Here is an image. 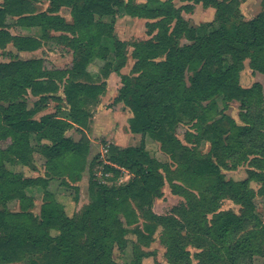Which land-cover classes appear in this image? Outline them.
<instances>
[{"label":"trees","instance_id":"trees-1","mask_svg":"<svg viewBox=\"0 0 264 264\" xmlns=\"http://www.w3.org/2000/svg\"><path fill=\"white\" fill-rule=\"evenodd\" d=\"M45 1L49 8L37 12V0H0V53L9 45L16 50L8 62H0V264L27 258L28 264H39L34 256L41 264H117L114 252L126 249L130 231L139 243L133 246L131 264H142L150 254L141 246L155 241L156 230L168 264H254L255 255L264 264V226L254 212L249 178L236 182L222 172L223 157L253 155L254 167L264 164L260 86L245 88L239 81L246 59L252 71L264 75V9L228 30L224 25L236 14L237 0H190L214 9L220 24L200 35L172 0H146L143 5L135 0ZM61 8L70 10L71 22L59 14ZM118 10L147 20L149 39L133 44L116 39ZM15 25L38 28L40 35H12L9 30ZM104 39L113 46H104ZM182 39L188 43L181 45ZM47 41L65 45L73 56L71 64L47 68L43 58L17 57ZM128 57L133 61L130 74H121ZM96 61L101 62L98 73L90 74L87 67ZM112 73L120 77L121 87L111 105L129 109V132L158 143L169 164L151 157L143 142L139 147L109 145L103 174H112L111 184L92 177V202L68 216L47 184L60 180L75 191L78 202L77 183L92 167L85 131ZM29 96L35 99L31 104ZM217 98L225 105L239 103L243 126L223 128V119H215ZM50 100L58 103L54 112L37 118ZM63 104L67 118L59 116ZM181 124L190 126L182 140L177 135ZM72 130L81 135L77 142L66 135ZM202 142L210 144L206 155L199 152ZM35 153L45 159L42 177L7 168L10 164L35 171L30 163ZM160 170L171 193L184 199L175 215L151 211L164 182ZM124 172L131 177L117 186ZM249 173L251 179L256 176ZM35 187L44 189L38 216L28 196ZM224 200L239 206L240 213L221 211ZM12 202L18 210L8 209ZM139 215L150 224L142 232L129 230Z\"/></svg>","mask_w":264,"mask_h":264},{"label":"rangeland","instance_id":"rangeland-1","mask_svg":"<svg viewBox=\"0 0 264 264\" xmlns=\"http://www.w3.org/2000/svg\"><path fill=\"white\" fill-rule=\"evenodd\" d=\"M164 2L165 0H159ZM227 1V0H220ZM237 12L232 18L225 23V27L228 30H233L239 22H248L254 19L257 15H259L264 6L262 4V0H237ZM146 0H135L136 4H145ZM1 4V2H0ZM173 7L179 10L181 17L187 21L189 26L197 29L200 35H204L215 28H217L220 24L216 20V11L212 8H203L201 4H194L190 0H172ZM36 11L43 12L49 8V2L45 0H37L35 3ZM119 14L116 17V23L114 26V37L120 41H125L128 44H133L135 42L145 41L149 39L147 35V29L145 24L148 22L144 19H136L130 18L124 15L123 10H118ZM59 14L67 19L68 22H71L70 18V10L68 8H61L59 10ZM109 20V19H104ZM7 23L12 24L11 19H7ZM203 28V29H202ZM14 34H22L20 29L12 28ZM40 31L34 30L32 33L27 32L23 36H31V37H39ZM188 42L184 39L180 40V44H187ZM102 44L107 47L113 46L112 40L104 39ZM13 50V48L9 45L4 52L0 53V62H8L11 58V54L9 51ZM128 53L131 54L132 48L129 47ZM38 54L31 55H18L19 59H28L35 57H42L45 59L47 66H52L56 68L66 67L71 64L73 59L71 51L62 44H58L53 41H47L44 43V46L38 50ZM130 57H128L129 59ZM99 66L101 62H98ZM133 63H128L125 68L122 70L124 74H130V70ZM98 65L90 66L89 69L91 72H96L98 70ZM243 70L240 73V84L245 88H249L254 84H258L260 86V99H261V111L264 112V75L254 72L249 67V60L246 59L243 62ZM119 77V76H118ZM119 82V83H118ZM113 86V84H112ZM121 87L120 77L119 80H116L114 85L115 93L106 94L104 100L99 102L98 105L95 106L92 117L89 120L88 127L85 131L86 136H93L92 143L90 142L89 146V154L88 161L92 163V167L85 171L80 182L77 183L78 186V202H74L75 191L73 189L65 188L60 184V180H49L47 184L46 190L51 194H54L58 201L63 204L65 207L66 214L68 216H72L76 212H79L84 206L88 205L92 202V194L89 191V185L92 181V177L95 178V181L102 185H110V179H113L111 173L103 174V166L108 164L107 160V152L105 151L109 144L105 140V135L108 131H127L129 127V119L132 117L131 112L126 107H123L121 104L112 106V101L118 94V90ZM113 90V91H115ZM35 99L29 96V103L31 104ZM58 103L50 100L46 109L37 115V118L43 115L51 114L54 112L55 107ZM62 104V103H61ZM215 105L217 107V114L215 115V119L222 118L223 119V128L228 129L231 127V124L234 123L235 126L241 127L243 126V121L241 118V114L243 109H241L238 102H230L228 104H224L220 99L215 100ZM61 111L59 116L62 118L68 117V108L63 104L60 105ZM117 112V113H116ZM116 113L118 118L114 119L113 115ZM129 114V115H128ZM93 118V120H92ZM94 122V127L92 124ZM111 123V125L109 124ZM190 129V126L181 124L177 128V135L180 140L183 138V134L186 130ZM264 132V130H263ZM69 138H71L74 142H77L80 139V133L78 131L72 130L66 134ZM89 139V138H88ZM90 141V140H89ZM141 142L144 144V149L147 150L151 157L155 158L161 164H169V158L165 155L159 147V144L152 141L148 136L144 137L143 141L140 135H137L136 141L131 140L128 143V146H141ZM92 144V145H91ZM5 145V144H4ZM34 145V143H33ZM118 147V146H117ZM119 148V147H118ZM127 148V147H126ZM210 150V144L207 142H202L199 146V152L201 155H206ZM236 152V151H235ZM254 160L253 155H242L239 154L236 156L235 160H231L228 157H223V169L222 172L225 175L226 179H230L233 181H242L249 178V187L254 191V198L252 200L254 205V212L257 218L261 221L264 226V164L262 163V167L257 168L252 165V161ZM44 162L45 159L35 153L30 160V163L35 167V171H30L27 168H21L18 166L7 165V168L14 173L23 172L27 177H42L44 175ZM175 168V167H174ZM254 172L256 174L255 177L251 179L250 173ZM162 178L164 179V173L160 170ZM130 174L124 172L123 176L120 177L118 181H116V185L120 186L125 184L129 178ZM188 188V187H186ZM161 195L159 197H154L151 202V211L160 216L173 215L174 210L179 208L182 204H184V199L180 196H175L171 193L170 187L166 179H164L163 186L160 189ZM43 195L44 189L41 187H35L28 190V196H31L34 201V205L32 207V213L36 216L40 213V208L43 203ZM8 209L11 211L18 210V205L16 202H12L8 204ZM134 207V206H133ZM221 211H229L236 215L240 213V207L233 204L230 200H224L220 203ZM175 215V214H174ZM210 218V217H209ZM150 223L148 220L144 219L141 215H139L138 224L132 225L129 227V230H133L137 228L142 232L146 225ZM142 229V230H141ZM157 232V233H156ZM153 234L155 241L151 243L147 248L141 246V250L143 252H148L150 255L142 260V264H168L164 254L165 248L160 243L157 238L159 230H156ZM127 246L123 252L115 250L114 259L117 264H131L133 260L132 249L134 245L139 244L137 242V237L132 231L127 235ZM191 253L195 252L194 249H190ZM33 259L41 264V260L39 256H34ZM29 258L23 260L18 264H28ZM254 264H262V258L259 255H255L253 257ZM193 264H196V261H193Z\"/></svg>","mask_w":264,"mask_h":264},{"label":"crops","instance_id":"crops-1","mask_svg":"<svg viewBox=\"0 0 264 264\" xmlns=\"http://www.w3.org/2000/svg\"><path fill=\"white\" fill-rule=\"evenodd\" d=\"M9 19V18H8ZM66 21L68 22V20L66 19ZM12 28H16V29H20L21 31H22V34H20V35H25V33H27V32H33L34 30H39L38 28H29V27H22V26H17V25H15V26H12L11 28H10V30H9V32L12 34V35H16V34H14V32L12 31ZM18 35V34H17ZM12 47V46H11ZM41 49V48H40ZM40 49H38V50H40ZM38 50H36V51H33V52H19L18 54H17V56L18 55H31V54H38L39 52H38ZM10 53H12L13 55L14 54H16V50L13 48V50H10L9 51ZM35 58H42V57H35ZM35 58H28V59H23V60H29V59H35ZM44 65L47 67V68H51L52 66H47V64H46V61H45V59H44ZM98 63V61H96V62H93L92 64H90L88 67H87V72H89L90 74H94V75H96L97 73H98V70H99V67H98V70L96 71V72H91L90 71V69H89V67L90 66H93V65H98L99 66V64H97ZM128 63H133V61H132V59H128ZM121 74H124V71H121ZM119 80V77H118V75H116V74H114V73H112L109 77H108V79L106 80V87H105V89H104V92H103V94L99 97V101L101 100V102L104 100V98L106 97V94H109V93H114V95H115V93L117 92V90H115V88H114V85H115V83H116V80ZM119 83V82H118ZM112 84H113V86H112ZM113 90H115V91H113ZM117 113V112H116ZM116 113H114L113 115H115L114 116V119H116V117L118 118V115L116 114ZM129 115V114H128ZM92 120H93V118H92ZM109 124L111 125V123L109 122ZM92 127H94V122H93V124H92ZM87 137L89 138V140H90V142L92 143V140H94L91 136L89 137L88 135H87ZM136 137H137V135H134V134H131L130 132H129V130H128V132L126 131H122V132H117V131H114V130H112V131H108L107 132V134L105 135V140L109 143V144H112V145H114V146H118L119 148H126V147H135V146H128V143H130L131 142V140H133V141H136ZM92 145V144H91Z\"/></svg>","mask_w":264,"mask_h":264},{"label":"built area","instance_id":"built-area-1","mask_svg":"<svg viewBox=\"0 0 264 264\" xmlns=\"http://www.w3.org/2000/svg\"><path fill=\"white\" fill-rule=\"evenodd\" d=\"M107 152V149L105 150ZM106 175V174H105Z\"/></svg>","mask_w":264,"mask_h":264}]
</instances>
